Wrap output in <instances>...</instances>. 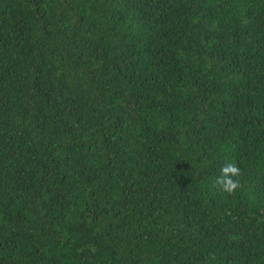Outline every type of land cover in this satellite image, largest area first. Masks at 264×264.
Wrapping results in <instances>:
<instances>
[{"label":"trees","instance_id":"trees-1","mask_svg":"<svg viewBox=\"0 0 264 264\" xmlns=\"http://www.w3.org/2000/svg\"><path fill=\"white\" fill-rule=\"evenodd\" d=\"M0 264H264V0H0Z\"/></svg>","mask_w":264,"mask_h":264},{"label":"clouds","instance_id":"clouds-1","mask_svg":"<svg viewBox=\"0 0 264 264\" xmlns=\"http://www.w3.org/2000/svg\"><path fill=\"white\" fill-rule=\"evenodd\" d=\"M242 175L243 172L238 163L228 162L221 167L215 184L220 191L232 195L242 186L240 179Z\"/></svg>","mask_w":264,"mask_h":264}]
</instances>
